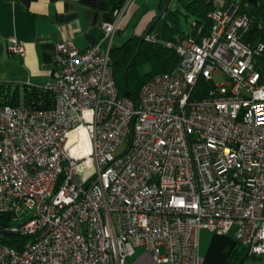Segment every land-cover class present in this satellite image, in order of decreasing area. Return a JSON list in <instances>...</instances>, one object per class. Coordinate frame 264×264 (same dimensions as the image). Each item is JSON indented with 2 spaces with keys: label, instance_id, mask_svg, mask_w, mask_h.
Returning <instances> with one entry per match:
<instances>
[{
  "label": "built area",
  "instance_id": "obj_1",
  "mask_svg": "<svg viewBox=\"0 0 264 264\" xmlns=\"http://www.w3.org/2000/svg\"><path fill=\"white\" fill-rule=\"evenodd\" d=\"M132 2L102 25L103 42L56 44V78L39 87L52 109L0 103V216L12 219L0 264H124L136 249L200 264L202 230H234L264 257V43L242 40L250 4L220 3L207 32L167 43L179 63L136 103L120 96L111 61ZM8 50L26 55L16 38ZM81 129L87 146L72 140Z\"/></svg>",
  "mask_w": 264,
  "mask_h": 264
},
{
  "label": "crops",
  "instance_id": "obj_2",
  "mask_svg": "<svg viewBox=\"0 0 264 264\" xmlns=\"http://www.w3.org/2000/svg\"><path fill=\"white\" fill-rule=\"evenodd\" d=\"M223 2L241 1L217 0L216 4L219 7ZM160 3L161 0H133L123 26L131 20L133 23L115 37L113 48L144 33L160 14ZM112 21L108 0H0V84L40 87L54 80L56 44L66 41L81 51L87 50L104 41L101 27ZM11 38L25 45V57L10 55ZM239 247L234 230L227 235L202 230L199 233L200 264H235L231 253ZM124 264L157 263L151 253L136 249ZM240 264H264V257H249Z\"/></svg>",
  "mask_w": 264,
  "mask_h": 264
},
{
  "label": "trees",
  "instance_id": "obj_3",
  "mask_svg": "<svg viewBox=\"0 0 264 264\" xmlns=\"http://www.w3.org/2000/svg\"><path fill=\"white\" fill-rule=\"evenodd\" d=\"M128 0H108L109 7L114 13L121 9ZM169 0H161L160 14L163 12ZM180 7L184 9L182 14L180 9L169 8L157 23L154 17L148 28L143 33H147L146 39L141 43L142 36H133L127 43L111 51V61L114 67V74L117 88L121 97H128L135 101L139 100L142 87L157 75L172 71L179 63V58L175 51L166 46L167 43L175 41L176 37L193 35L197 27L204 28L207 32L212 26L210 14L218 8L217 0H177ZM233 1V0H232ZM243 8L248 0H240ZM245 12L251 19L249 30L243 35L244 43L251 47H257L264 43V0H259V7H249ZM141 13L139 14V16ZM181 16L188 18L193 16L195 23L190 34H186L181 26ZM133 21L125 25L119 34L126 31ZM134 25V24H133ZM154 37L149 40L148 37ZM138 52L137 58L132 61L133 56ZM262 72L264 82V54L257 62ZM130 65V66H129ZM129 69L126 73V69ZM143 72V69H145ZM0 103L6 105H25L31 109L47 110L55 105V97L43 89L24 84H0ZM12 223L11 217L0 216V231H5ZM3 244L11 247L21 248L24 238L15 234L6 233ZM249 258L245 249L241 246L231 253V260L235 264H240L244 259Z\"/></svg>",
  "mask_w": 264,
  "mask_h": 264
},
{
  "label": "rangeland",
  "instance_id": "obj_4",
  "mask_svg": "<svg viewBox=\"0 0 264 264\" xmlns=\"http://www.w3.org/2000/svg\"><path fill=\"white\" fill-rule=\"evenodd\" d=\"M172 9H173V10L180 9L181 12H182V14H185L184 9L181 8V7L178 5V1H177V0H174V2H173V4H172ZM126 16H127V15H126ZM126 16H125V17H126ZM143 17H144V16H143ZM124 19H125V18H124ZM124 19L121 21V26H120L119 31L117 32V35H119L120 31L123 30V28H125V27L123 26V21H124ZM150 21H151V19H150ZM194 23H195V18H194L193 16H189L188 18H185L184 16H181V26H182V28H183V30H184V32H185L186 34H190V33L192 32ZM140 28H141V27H140ZM147 28H148V27H147ZM140 30H143V27H142ZM117 35H116V36H117ZM139 36H142V37H143L144 35H143V33H141V35H139ZM115 45H116V44H115ZM115 45H114V46H115ZM145 70H146V68L143 69V72H145ZM217 83H218V85L223 84V78H222V76H218V77H217ZM83 178H86V175H85ZM80 179L82 180V177H81Z\"/></svg>",
  "mask_w": 264,
  "mask_h": 264
},
{
  "label": "water",
  "instance_id": "obj_5",
  "mask_svg": "<svg viewBox=\"0 0 264 264\" xmlns=\"http://www.w3.org/2000/svg\"><path fill=\"white\" fill-rule=\"evenodd\" d=\"M172 1H173V0H169V1H168V3H167V5L165 6L163 12H162V13L159 15V17L156 19L155 23H157V22L159 21V19H160L162 16H164V14L168 11V9L170 8V5H171ZM248 2H249L252 6H254V7H259V0H248ZM146 37H147V33L144 34V36L142 37L141 43L146 39ZM137 55H138V52L133 56L132 61H134V60L137 58ZM129 66H130V65H129ZM129 66H128L127 69H126V73H127L128 69H129Z\"/></svg>",
  "mask_w": 264,
  "mask_h": 264
},
{
  "label": "bare ground",
  "instance_id": "obj_6",
  "mask_svg": "<svg viewBox=\"0 0 264 264\" xmlns=\"http://www.w3.org/2000/svg\"><path fill=\"white\" fill-rule=\"evenodd\" d=\"M72 140L77 141L78 144L81 146L89 145L88 136H87V133L84 129H81L80 131L74 133L72 135Z\"/></svg>",
  "mask_w": 264,
  "mask_h": 264
}]
</instances>
